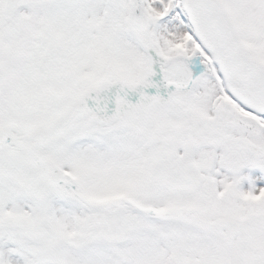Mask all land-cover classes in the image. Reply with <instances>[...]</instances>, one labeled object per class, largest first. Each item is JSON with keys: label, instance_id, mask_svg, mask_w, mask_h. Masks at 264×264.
Segmentation results:
<instances>
[{"label": "snow or ice", "instance_id": "6c2138e0", "mask_svg": "<svg viewBox=\"0 0 264 264\" xmlns=\"http://www.w3.org/2000/svg\"><path fill=\"white\" fill-rule=\"evenodd\" d=\"M0 264H264V0H0Z\"/></svg>", "mask_w": 264, "mask_h": 264}]
</instances>
